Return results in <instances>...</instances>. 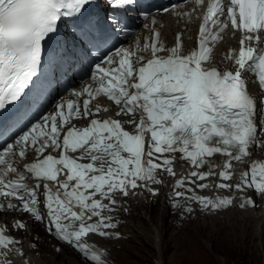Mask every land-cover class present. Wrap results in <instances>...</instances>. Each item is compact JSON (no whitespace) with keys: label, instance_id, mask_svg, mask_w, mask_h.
Listing matches in <instances>:
<instances>
[{"label":"snow or ice","instance_id":"6c2138e0","mask_svg":"<svg viewBox=\"0 0 264 264\" xmlns=\"http://www.w3.org/2000/svg\"><path fill=\"white\" fill-rule=\"evenodd\" d=\"M109 3L114 10L127 11L137 0ZM194 5H206L197 47L185 52L183 32L167 47L153 19L152 35L143 46L138 41L134 48L116 47L95 65V86L74 90L73 99L61 101L12 143L0 146V198L5 201L0 202V210L18 209L36 221L46 220L47 230L59 240L88 261L105 264L102 254L84 238L111 235L106 230L116 225L104 213L115 210L117 193L127 197L143 187L158 195L159 190L149 185L162 183L157 177L160 170L176 175L177 153L195 170L176 181L175 188L186 189L176 191V197L198 201L205 210L228 208L234 197L199 196L191 187L208 188L209 183L197 181L217 175L221 182L215 186L220 189H254L264 197V162L251 160V149L260 145L259 133L264 132V94L258 108L257 97L249 92L243 76L253 73L264 89V0H194ZM89 7V0H0V110L20 101L39 79L45 44L56 40L62 18L82 20ZM180 9V4L172 3L163 11L190 20L197 10ZM107 19L113 27L119 24L115 15ZM229 30L233 35L241 33L239 49L223 57L234 63V71L214 64V47ZM100 96L119 106L116 116L132 117L127 124L134 125L135 131L126 130L120 119L98 118L109 111L99 103L92 106ZM74 120L89 123L76 127ZM30 152L36 154L35 161L18 168L16 159L23 160ZM217 154L224 157L223 163L213 159ZM245 159L250 170L242 174L241 183H229L233 161ZM205 165L208 169L202 171ZM26 175L34 181L29 182ZM41 196L46 215L41 212ZM247 205L255 206L256 201L248 197L239 206ZM174 206H181L179 200ZM186 211L191 213L193 208ZM15 227L27 225L16 221ZM7 232L0 223V264H12L9 253L21 244ZM16 251L24 255L22 248Z\"/></svg>","mask_w":264,"mask_h":264},{"label":"rangeland","instance_id":"374dc122","mask_svg":"<svg viewBox=\"0 0 264 264\" xmlns=\"http://www.w3.org/2000/svg\"><path fill=\"white\" fill-rule=\"evenodd\" d=\"M169 194L165 197V201H168L166 204L160 203L159 196L151 195L155 197L154 200L150 196L149 207L145 205L141 210L150 213L146 219L136 214L138 209H134L132 214L130 204L127 205L126 212L120 208L119 211L110 213L115 216V220L122 221L117 231L123 237L90 235V243L106 252L113 264H264V226L254 230H259V234L256 233L252 241L247 243L240 237L237 240L230 228L224 230L225 222L210 227L207 222L204 225V208L199 202L190 200L193 202L188 207L194 206L195 209L189 213L186 211L188 204L180 203L179 208L175 207V194L173 191ZM173 194L175 199L170 197ZM118 198L126 200L121 194ZM253 208L256 209V206ZM211 211L212 214L215 213V210ZM256 223L257 220L254 221ZM37 226L41 229L39 232H32L30 226L25 231L45 242L31 240L29 235L22 238L34 250L32 254L25 255V258L28 257V264H88L71 248L55 242L42 223ZM218 227L222 230L216 234ZM156 229L160 235L159 254L154 248Z\"/></svg>","mask_w":264,"mask_h":264},{"label":"bare ground","instance_id":"6f19581e","mask_svg":"<svg viewBox=\"0 0 264 264\" xmlns=\"http://www.w3.org/2000/svg\"><path fill=\"white\" fill-rule=\"evenodd\" d=\"M193 7H196L197 10L193 13L190 20L186 16L177 17L175 12L166 13L164 15H154V16L150 17L149 19H147L145 21L144 27L142 28V33H147L148 36L151 37V35H152L151 26L153 28L152 21H153V19H155L156 20L155 27L161 31L162 40L165 42L167 47L173 46L175 44L176 34L183 32L184 33V36H183L184 50H185V52L188 51L189 48L193 45V40L196 37L195 34L197 33V29H198V25H199V20H198L199 14L198 13H199V10L201 8L198 6H195L194 2H191L187 5L182 6L180 9L182 11L188 12V11H191ZM240 37H241V33H239V32H236L235 35H233V31L225 32V38L223 41L218 43L217 51L214 54V64L216 66H218V67L227 66L231 63V61H224L223 57L230 50H232L234 48L237 49L239 47L237 40ZM133 39H138V36H135ZM164 54H166V53H164ZM257 90L258 89L256 88L253 91H257ZM99 102L103 106L108 105V103L104 100L100 99ZM117 110H118V108L109 107V112L111 114L115 115ZM87 121L88 120H84V122H87ZM263 137H264V134H263ZM253 155H255V154L253 153ZM35 158H36V156H35ZM17 160H18V158H17ZM186 167H187V164L185 162H175L174 163V171L176 173V176L183 175L186 172ZM157 177L162 180V183L161 184H153L152 186L154 189L159 190L158 195H153L151 192H147V191H141V189L132 190L130 192L129 196L125 197V199H126L125 201H123L119 198L117 199V200H120V208L124 212H126L127 211V205L130 204L131 207L129 209H130L131 213H132V211H134V209H136V210L138 209L139 211L136 214L139 215L141 218L146 219V217H148L150 213L149 212L144 213L141 210H143L145 208V205L147 207H149V204H150L149 199H150L151 195L159 196L160 197V203L163 202V204H166V202H168V201H165L166 200L165 197H166V195H168V193L171 194V192L173 191L175 194L176 191H186V189H184V188H179V189L175 188L174 189L173 182H174L175 176L162 173V174H159ZM169 182H171V185H169ZM197 183H209L211 186L204 189V191H206L208 193H214L215 191L218 190V188H216V186H215V181L213 178H208L205 181H197ZM229 183H231V181H229ZM191 187L195 188V191H201L196 187V185H191ZM230 191L232 192V195L235 198L233 205L229 206L226 209L215 210L214 214H212L211 210H205L204 209L205 219L203 221V224L205 225V223L207 222L208 227H210V225L211 226H213L214 224L219 225L220 222H225V224L223 225V228L225 231H227V229L230 228V230L233 233H235V237L237 240H239L238 237H240L242 240H244L248 243L256 237V233L259 234V230H258V232L254 231V230L256 228L257 229L263 228V226H264V197H261L259 193H258L259 195L256 193H253L256 200L259 202V205H258L259 208L257 209V205H256V209H254L251 205H247L246 207L241 208L239 206L240 203L244 199L248 198L249 194H245L244 192H237L234 189H231ZM187 193H191V192H187ZM154 198H153V200H154ZM176 199L179 200V202L182 204H184V203L188 204L187 206H189L193 202V201L191 202L190 200H187L185 198H177L176 197ZM176 199H175V202L177 201ZM170 201H172V200H170ZM1 202H5V201L1 200ZM12 203L15 204V201L12 200ZM169 205H171V204H169ZM3 215H4V217H3ZM17 219L25 221L26 225H28L27 228L26 229H18V228L16 229L15 223H16ZM0 220H2L3 222H5L7 224V227H9L10 231L13 234L19 235V236H16L17 238L22 240L21 244L19 245V248H22L24 255L21 256L20 254H18V255L12 254L9 258L14 259L16 261L15 264H28V262H27L28 257L25 258V255L27 256V254H32V251H34V250H32L30 248V245L27 243V241L23 240L22 238H23V236L29 235L28 231H25L29 228V226L31 227L30 230L32 232H35V233L39 232L41 229L39 226H37L38 222H36L35 219L33 217H31L28 213L22 212L18 209H16V210H0ZM255 220H257L256 224H254ZM261 223H262V225H261ZM221 230L222 229H220V227H218L216 234H219L221 232ZM158 231L159 230H157V229L154 231V239L156 242L155 243L156 246L154 248H155V251L157 252V254H159L161 251L160 250V241H159L160 235H159ZM29 237L31 240H36V241H39L40 243L45 242V240L43 241L42 239L38 240V238L33 236V234H32V236L29 235ZM109 238H114V237L109 236ZM51 253H52V251H51Z\"/></svg>","mask_w":264,"mask_h":264},{"label":"clouds","instance_id":"9594fccd","mask_svg":"<svg viewBox=\"0 0 264 264\" xmlns=\"http://www.w3.org/2000/svg\"><path fill=\"white\" fill-rule=\"evenodd\" d=\"M112 236H114V235H112ZM111 237V236H110ZM56 242V241H55ZM58 242V241H57ZM61 244H65L64 242H61ZM66 246H68L67 244H65ZM69 247V246H68ZM69 248H71V247H69ZM72 249V248H71ZM75 253H77L76 252V250L75 249H72ZM78 255H80V257L86 262V263H88V264H94V263H91V262H89L87 259H85L84 257H82V255L81 254H79V253H77ZM108 255V254H107ZM106 255V257L107 258H109L110 260H111V262H110V264H113V261H112V259L109 257V255L107 256Z\"/></svg>","mask_w":264,"mask_h":264}]
</instances>
